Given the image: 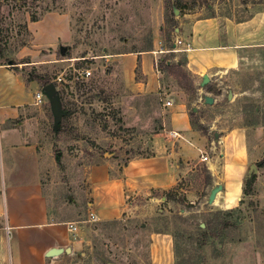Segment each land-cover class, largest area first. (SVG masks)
<instances>
[{"label":"rangeland","instance_id":"1","mask_svg":"<svg viewBox=\"0 0 264 264\" xmlns=\"http://www.w3.org/2000/svg\"><path fill=\"white\" fill-rule=\"evenodd\" d=\"M263 6L264 0H0V42L5 47L0 78L7 68L20 72L26 82L31 81L32 72L50 80L62 73L68 81L57 90L62 125H53L45 96L42 112L33 115L40 129L43 188L50 212L56 219H71L65 225L73 222L77 226L74 234L68 231L73 251L63 252L62 264H264V166L256 165L251 194H241L240 203L239 198L226 205L221 191L217 200L207 202L212 178L209 165L198 159L199 149L213 155L215 175L220 176L219 150H211L214 134L237 126L246 129L250 150L257 143L260 158L256 162L264 156V47L237 51L241 57L237 56L234 68L221 72L224 82L220 84L209 80L202 84L199 78L200 95L189 104V93L161 65V60L185 59V53L195 46L206 48L218 42ZM31 13L38 20L67 18L68 40L37 47L27 28ZM214 31L216 39H208ZM166 32L173 48L164 46ZM179 38L189 44L188 50L183 44L174 45ZM127 50L132 55L137 50L149 51L152 56L142 63L137 55L135 65L124 64L131 65L129 76L144 81L145 65L159 75V85L169 95L182 90L187 112L196 109L205 131H196L203 142L184 145L183 154L190 159L180 160L183 171L173 186L131 194L117 218L100 220L86 210L91 167L107 164L110 174L119 173L128 159L152 154L151 135L162 128L143 118L144 99L135 96L139 91L121 85L125 78L123 66L118 67L120 52ZM24 58L28 62H20ZM86 64L90 76L69 81L74 69ZM217 85L221 87L218 95L210 91ZM19 90L27 100L33 93L30 88ZM205 96L213 102L207 103ZM236 206V225L220 238L199 245L198 226L205 227L208 215Z\"/></svg>","mask_w":264,"mask_h":264},{"label":"crops","instance_id":"2","mask_svg":"<svg viewBox=\"0 0 264 264\" xmlns=\"http://www.w3.org/2000/svg\"><path fill=\"white\" fill-rule=\"evenodd\" d=\"M51 19L53 22H50ZM27 28L39 48L53 46L61 38L68 40L71 35L70 22L65 17L28 21ZM195 35L193 33L191 37ZM223 36V39L206 48L195 46L185 53V66L191 72L197 95L201 92L197 87L198 79L204 74L210 84H220L224 82L221 72L234 68L237 51L264 47V6ZM209 38L216 39L215 31L209 34ZM128 51L120 52L118 67L123 66L121 69L126 79L121 85L127 84L128 89L139 91L135 96L144 99L141 106L143 118L159 123L162 128L151 135L152 154L128 159L119 173L110 174L107 164L91 167L86 210L100 220L117 218L131 194L173 186L183 171L180 160L190 159L183 154L184 145L203 142V136L197 135V129L190 124L189 112L181 98L183 91L176 90L175 96L169 95L160 87L159 75L145 65L142 66V78L146 83L133 80L129 76L131 65L126 67L124 64L130 62L135 65L137 55L141 56L142 63L152 56L148 55L149 51L137 50L136 55ZM0 67L5 68L3 64ZM18 84H21L20 88ZM24 87L33 89L28 100L19 90ZM216 87L221 89L218 85ZM37 91H41L39 83L36 80L26 82L20 72L6 68V73L0 78V264H62L60 258L63 253L53 257H47L45 253L52 247H70V234L65 223L71 219L52 217L43 188L40 129L35 125L33 115L42 112L41 106L45 101L35 103L34 93ZM166 99L171 101L169 105L164 104ZM29 104L34 107L30 109ZM135 108L138 106L135 105ZM171 130L177 131L179 137H169L167 133ZM256 148L257 143H254L250 150L247 132L242 126L214 137L211 150H219L222 160L220 176L215 175L213 155H207V161L203 162L209 165L212 186L221 184L220 191L226 205L235 204L241 197L243 183L252 172V165L256 166L260 158ZM228 200H231L230 203H227ZM8 237H11L10 251Z\"/></svg>","mask_w":264,"mask_h":264},{"label":"trees","instance_id":"3","mask_svg":"<svg viewBox=\"0 0 264 264\" xmlns=\"http://www.w3.org/2000/svg\"><path fill=\"white\" fill-rule=\"evenodd\" d=\"M30 21H36L38 20L37 16L33 13L30 14L29 17ZM1 40V39H0ZM164 46L165 48H173V44L170 39V35L168 32L164 33ZM4 44L0 42V64H3L4 62H1V60L5 57V51H4ZM20 62H28L27 58L21 59ZM185 64V59L183 60H161V65L164 69L168 71L171 76H173L176 79L177 85L183 89L184 93H189L190 99L187 102V104L194 101L197 97V91L196 87L193 85L192 80L189 77V74L186 72V70L183 68ZM30 80H36L40 88H42L47 83L51 82L48 77L45 75H39L36 73H31L29 76ZM210 91L214 92L215 94H220V90L215 87H210ZM69 113H67L68 115ZM189 119L190 124L192 128L205 131L203 125L198 121L196 117V109L193 110V108L189 111ZM62 125L61 121L59 122L58 126ZM256 165L258 167L264 166V156L262 159H260L258 162H256ZM203 170L207 172L208 170L203 167ZM256 176L255 173H251L250 176L245 180L242 186V194L243 196H249L252 191V184L255 180ZM242 198L239 199V203L241 202ZM191 206V205H189ZM237 206L230 209H218L216 211L211 212L205 222V227L198 226L199 232H198V239H199V245L205 244L209 239H216L220 238L221 235H223L228 229L233 228L236 225L237 219L233 215L235 211H237ZM116 221V220H114Z\"/></svg>","mask_w":264,"mask_h":264},{"label":"water","instance_id":"4","mask_svg":"<svg viewBox=\"0 0 264 264\" xmlns=\"http://www.w3.org/2000/svg\"><path fill=\"white\" fill-rule=\"evenodd\" d=\"M176 13V10L174 11ZM61 50V46L59 47ZM11 61L8 62V64H10ZM208 81V77L206 74L203 75L202 77V84L206 83ZM42 94L47 98L49 106H50V110L51 113L53 115V125L56 127L59 124V121L63 115V111L61 110V106H60V100L58 98V92L57 89L54 85V83L51 81L49 83H47L46 85H44L41 88ZM228 96H230V93H228ZM205 101L207 103H212L213 102V98L210 96H205ZM193 110H195V108H193ZM214 137H216V134H214ZM256 171V166L252 165V172L249 173L248 177L250 176L251 173H255ZM247 177V178H248ZM222 186L219 183H216L211 190L209 191L208 197H207V202L208 203H213L215 200V196L216 194L221 190ZM70 253L71 252V248L70 247H52L50 249H48L45 253V255L47 257H53V256H57L61 253Z\"/></svg>","mask_w":264,"mask_h":264},{"label":"built area","instance_id":"5","mask_svg":"<svg viewBox=\"0 0 264 264\" xmlns=\"http://www.w3.org/2000/svg\"><path fill=\"white\" fill-rule=\"evenodd\" d=\"M185 45V48H183L184 50H188L189 49V44L188 43H183V40L182 39H176V41L174 42V45L177 46V45ZM172 50H176L175 49H172ZM83 60V59H82ZM91 74V70L89 69V66L88 64H86V66H83L81 68H78V69H74L73 73H72V76L70 77L69 81H71V79H74V80H83V79H86L90 76ZM52 82L54 83L55 87L57 90H59L60 86H63L65 85V83H68V81H66V77L65 75H63L62 73L57 75L53 80ZM43 94L41 91H37L34 93V99H35V103H42L43 102ZM171 103V101L169 99H166L164 101V104L165 105H169ZM168 136L171 137V138H175V137H179V133L175 130H171V131H168ZM200 160L201 161H207L208 157H207V154L204 152V151H200ZM89 216L94 218V214L92 212H89ZM7 228V227H6ZM67 230L69 232H72L73 234L77 231V226L76 224H74L73 222H68L67 223Z\"/></svg>","mask_w":264,"mask_h":264},{"label":"bare ground","instance_id":"6","mask_svg":"<svg viewBox=\"0 0 264 264\" xmlns=\"http://www.w3.org/2000/svg\"><path fill=\"white\" fill-rule=\"evenodd\" d=\"M230 201H231V200H228V202H227V203H230Z\"/></svg>","mask_w":264,"mask_h":264}]
</instances>
